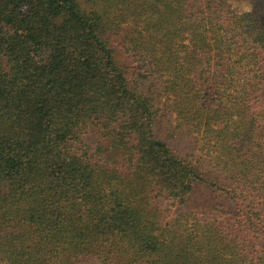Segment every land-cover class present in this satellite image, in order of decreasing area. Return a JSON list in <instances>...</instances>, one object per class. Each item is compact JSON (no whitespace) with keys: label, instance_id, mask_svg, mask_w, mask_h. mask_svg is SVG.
Listing matches in <instances>:
<instances>
[{"label":"trees","instance_id":"obj_1","mask_svg":"<svg viewBox=\"0 0 264 264\" xmlns=\"http://www.w3.org/2000/svg\"><path fill=\"white\" fill-rule=\"evenodd\" d=\"M241 2L0 0V264H264V0ZM196 185L231 209L168 220Z\"/></svg>","mask_w":264,"mask_h":264},{"label":"rangeland","instance_id":"obj_2","mask_svg":"<svg viewBox=\"0 0 264 264\" xmlns=\"http://www.w3.org/2000/svg\"><path fill=\"white\" fill-rule=\"evenodd\" d=\"M237 7L243 10H250V0H242L241 3H235ZM169 127L168 120H163L161 132ZM84 143L94 146L96 142V138L92 134H87L83 137ZM174 145L180 150L181 154H188L191 150L188 145L182 141L171 140ZM192 151V150H191ZM196 155V152L193 150ZM222 205L226 204L228 210L231 209L230 204L223 197V194L220 191H216L213 187L207 188L204 185H196L193 189L192 194L188 198V200L184 203L175 202L172 205L167 204L168 208V220L173 218L176 213L182 211H197L202 214H206L209 211V208L213 205Z\"/></svg>","mask_w":264,"mask_h":264}]
</instances>
